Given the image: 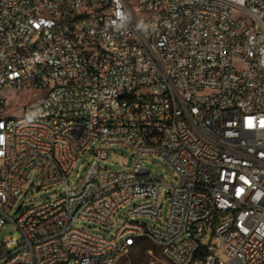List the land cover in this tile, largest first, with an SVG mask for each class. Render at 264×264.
Returning a JSON list of instances; mask_svg holds the SVG:
<instances>
[{
	"label": "built area",
	"instance_id": "1",
	"mask_svg": "<svg viewBox=\"0 0 264 264\" xmlns=\"http://www.w3.org/2000/svg\"><path fill=\"white\" fill-rule=\"evenodd\" d=\"M0 240L4 264H115L142 239L164 264H264V0H0ZM23 98V97H22ZM15 104V105H14ZM92 144L81 183L68 176ZM159 156L176 181L107 148ZM34 173L65 193L20 211ZM162 227L107 226L130 213ZM19 211V212H20Z\"/></svg>",
	"mask_w": 264,
	"mask_h": 264
},
{
	"label": "rangeland",
	"instance_id": "2",
	"mask_svg": "<svg viewBox=\"0 0 264 264\" xmlns=\"http://www.w3.org/2000/svg\"><path fill=\"white\" fill-rule=\"evenodd\" d=\"M0 95H5L8 100L16 99V97L18 98V96H21L22 100L19 106L14 108V116H19L21 111L20 107H23L24 101H35V98H30L31 95L29 93L18 94L17 91H9L0 92ZM95 149L96 144H92L91 147L81 157L78 158L73 171L67 178L70 188H76L81 183L88 164L95 155ZM107 152L106 159L98 160L99 165L102 167H108L118 171L130 170L132 169L133 161L137 160L148 169L163 176L168 184H172L174 181H176V175L173 168L159 156H144L138 154L133 155L132 151L121 146L109 147L107 148ZM40 183V176H38L37 173H34L31 179L25 184L22 193L18 197V204L23 203V210L36 207L50 199H58L65 193V184H59L47 189H38ZM167 192L168 186H164V190L160 199L162 211L160 222L149 216L133 215L130 213V210L134 205H138L146 201V198L144 197H137L132 199V201L124 207L120 208L107 226L100 225L94 221L82 219L78 220L75 226L97 235L113 234L115 230H117L118 227L125 221L147 223L152 226L162 227L166 221L170 206V199ZM21 213L22 210L18 213H14V210H12L10 217L12 220H16ZM9 235L16 236L19 240L22 239L21 233L19 231H14L12 224H8L5 228L0 230V240H4V238ZM141 241H144V245L147 246L143 247ZM0 264L4 263L1 261ZM115 264H164V261L162 259L161 248L151 240L142 239L134 248H132L127 254L123 255Z\"/></svg>",
	"mask_w": 264,
	"mask_h": 264
},
{
	"label": "water",
	"instance_id": "3",
	"mask_svg": "<svg viewBox=\"0 0 264 264\" xmlns=\"http://www.w3.org/2000/svg\"><path fill=\"white\" fill-rule=\"evenodd\" d=\"M38 189H39V187H38ZM21 207H22V204H19L17 206L16 210L14 211V213H18L20 211Z\"/></svg>",
	"mask_w": 264,
	"mask_h": 264
},
{
	"label": "trees",
	"instance_id": "4",
	"mask_svg": "<svg viewBox=\"0 0 264 264\" xmlns=\"http://www.w3.org/2000/svg\"><path fill=\"white\" fill-rule=\"evenodd\" d=\"M141 244H143V247H144V246H147V245H144V241H143V242L141 241Z\"/></svg>",
	"mask_w": 264,
	"mask_h": 264
}]
</instances>
